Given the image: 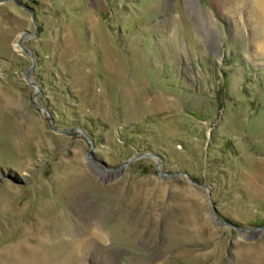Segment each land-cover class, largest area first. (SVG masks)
<instances>
[{
  "label": "rangeland",
  "instance_id": "rangeland-1",
  "mask_svg": "<svg viewBox=\"0 0 264 264\" xmlns=\"http://www.w3.org/2000/svg\"><path fill=\"white\" fill-rule=\"evenodd\" d=\"M257 1L0 0V264H264Z\"/></svg>",
  "mask_w": 264,
  "mask_h": 264
},
{
  "label": "water",
  "instance_id": "water-1",
  "mask_svg": "<svg viewBox=\"0 0 264 264\" xmlns=\"http://www.w3.org/2000/svg\"><path fill=\"white\" fill-rule=\"evenodd\" d=\"M35 22V21H34ZM35 24V23H34ZM35 28H36V30L34 31V32H26V33H23L22 34V36H21V39L25 36V35H34L35 33H36V31H37V26L35 25ZM19 44H21V43H19ZM20 47H21V45H20ZM21 49L25 52V53H27L29 56H31L25 49H23L22 47H21ZM131 162V159L130 160H128L127 162H126V164H129ZM258 228H256V229H254V230H257Z\"/></svg>",
  "mask_w": 264,
  "mask_h": 264
},
{
  "label": "bare ground",
  "instance_id": "bare-ground-1",
  "mask_svg": "<svg viewBox=\"0 0 264 264\" xmlns=\"http://www.w3.org/2000/svg\"><path fill=\"white\" fill-rule=\"evenodd\" d=\"M255 2H256V5L258 4V1L257 0H254ZM260 1V0H259ZM258 6H259V4H258ZM262 20H264V15H262ZM262 26H263V29H264V21H263V24H262ZM16 46H17V44H16ZM19 46H20V44H19Z\"/></svg>",
  "mask_w": 264,
  "mask_h": 264
}]
</instances>
